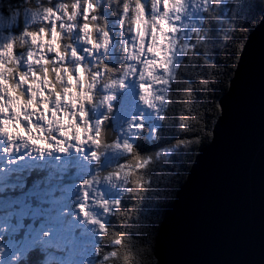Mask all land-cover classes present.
<instances>
[{
	"label": "trees",
	"instance_id": "obj_1",
	"mask_svg": "<svg viewBox=\"0 0 264 264\" xmlns=\"http://www.w3.org/2000/svg\"><path fill=\"white\" fill-rule=\"evenodd\" d=\"M101 1V6L93 1L91 20L86 24L92 28L95 39L100 33L115 36L116 50L105 64V73L113 76L105 81L108 84L116 81L120 71L126 69V52L116 33L119 22L127 12L129 19L135 18L131 14L135 7L147 5L150 11L152 1ZM40 2L42 0H0V12L6 16V23H12L15 59L26 58L31 51L27 39L47 31L41 24L26 28L25 11L37 10ZM67 5L70 9L74 4L68 2ZM43 6L50 7L45 1ZM221 6L208 12L210 18L203 37L193 41L174 82L169 84V102L159 129L152 135H141L127 163H123L130 170L131 191L119 203L107 228L100 252L106 264H158L156 240L165 214L187 181L200 150L212 140L221 114L219 102L229 90L249 35L264 15V0H231ZM67 42L71 47L72 41ZM10 67L13 71L9 84L15 88L22 71L15 64ZM12 75H19L16 81ZM50 82L59 92L63 90L58 82ZM118 149V145H113L103 150L117 152ZM35 259L37 256L31 254L21 264H34Z\"/></svg>",
	"mask_w": 264,
	"mask_h": 264
},
{
	"label": "rangeland",
	"instance_id": "obj_2",
	"mask_svg": "<svg viewBox=\"0 0 264 264\" xmlns=\"http://www.w3.org/2000/svg\"><path fill=\"white\" fill-rule=\"evenodd\" d=\"M44 1L50 7L43 6ZM93 1L98 4L97 6H101V0H89V2L88 0H72L71 2L69 0H42L43 4L40 2L37 10L25 11L26 28L41 24V28L44 29L45 26L47 29L27 39L32 48L26 58L15 59L13 57L14 38L10 29L12 23H6V16L0 12V160H4L6 164L3 173L13 168L14 162H23L20 161L23 154L20 151L28 150L30 137H23V142L17 144L16 126L18 122L28 121L32 123V128L39 127L37 122L40 120L48 124L54 121L59 123L60 113L66 110L64 118L67 125H74L70 118L73 111L66 107L69 99L78 97L80 103L84 105L92 97V90L95 88L101 94L99 86L106 78V60L113 56L116 50V40L114 35L101 33L98 34V39L94 38L92 28L86 24L91 20ZM151 1L150 11L146 9L147 5L135 7L131 13L135 16L133 19H129L130 15L127 12L119 22L116 33L120 45L126 52L125 59L128 64H131L133 56L138 57L146 52L151 33L155 32L149 45V58L160 64L164 62L166 76L171 78L181 58L191 47V37L204 25L203 31L199 33V36L203 37L207 21V16L204 14L206 9L213 6L221 8L222 4L231 0ZM66 2L73 3V7L69 9ZM135 27L137 30H134ZM68 39L72 41L71 47L67 44ZM10 64H15L22 71V77L18 80L19 75H12L15 81L17 80L15 88L9 84L10 73L13 71ZM50 73H53L54 77H51L53 79L49 78ZM50 80L61 84L63 90L59 92L56 87L53 88ZM107 88L108 86H103V91ZM100 103L103 104L104 99L101 98ZM104 110L106 111L105 108ZM75 112L83 114L86 113V109L78 105ZM49 129L48 126L45 131ZM81 140L83 136L78 133L72 141L73 145L68 144L69 148L60 150L72 153L77 142ZM28 152L29 155L25 158L33 156L32 150ZM0 178L6 179L5 176H0ZM26 201L24 198H12V195L1 198L0 220H5L6 212L15 209L17 205L22 206L21 215H26L25 219L30 215V211H32L34 220L47 215L42 212L41 208L32 207V204H27ZM44 202L48 203L46 199ZM45 210L48 211V208ZM74 214L80 217L79 207ZM11 217L12 214L8 218V223L2 225L3 227L10 226ZM77 222V220H72L65 226L62 219L49 214L45 218L42 234L39 235L40 229L33 234L34 238L39 235L37 240L33 239L21 250L12 252L9 248L13 240L7 241L6 244L1 243L3 247L1 252L5 257L16 259L21 253L37 248L38 241L50 239L52 242L48 248L40 250L45 256V259L41 261L42 264H106V259L92 258L93 254L86 255L82 252L75 253V250L72 252L65 250L63 242L77 236L75 231L77 227H80ZM16 230H12L13 234ZM88 233L92 234V230L84 228L81 235Z\"/></svg>",
	"mask_w": 264,
	"mask_h": 264
},
{
	"label": "water",
	"instance_id": "obj_3",
	"mask_svg": "<svg viewBox=\"0 0 264 264\" xmlns=\"http://www.w3.org/2000/svg\"><path fill=\"white\" fill-rule=\"evenodd\" d=\"M211 142L158 233V264H264V15L250 34Z\"/></svg>",
	"mask_w": 264,
	"mask_h": 264
},
{
	"label": "bare ground",
	"instance_id": "obj_4",
	"mask_svg": "<svg viewBox=\"0 0 264 264\" xmlns=\"http://www.w3.org/2000/svg\"><path fill=\"white\" fill-rule=\"evenodd\" d=\"M3 168L2 167H0V171L3 173ZM85 173H83L82 172V174L81 175H79V176H70V177H66L65 179H63L62 181H59L58 183H54V184H61V183H63V182H65L67 179H69V178H80V177H83V176H86V170L84 171ZM4 174V173H3ZM43 181H45V182H47L49 185L50 184H52V183H49L48 181H46L45 179H42ZM14 186H16V188H18V190L24 195L25 194V189H24V186H21V185H19V184H17V183H12ZM40 188L41 187H39V188H36L35 187V190H40ZM89 235V236H88ZM88 235H84V239L85 240H89V241H87V242H90L91 241V239H92V237H91V234L89 233Z\"/></svg>",
	"mask_w": 264,
	"mask_h": 264
},
{
	"label": "flooded vegetation",
	"instance_id": "obj_5",
	"mask_svg": "<svg viewBox=\"0 0 264 264\" xmlns=\"http://www.w3.org/2000/svg\"><path fill=\"white\" fill-rule=\"evenodd\" d=\"M30 216H31V213H30V215L28 217H30ZM24 236H25L24 240L19 242V247L20 248H24L26 246V238L30 239L32 237V234H31V231H30V227H28V228H26L24 230Z\"/></svg>",
	"mask_w": 264,
	"mask_h": 264
},
{
	"label": "clouds",
	"instance_id": "obj_6",
	"mask_svg": "<svg viewBox=\"0 0 264 264\" xmlns=\"http://www.w3.org/2000/svg\"><path fill=\"white\" fill-rule=\"evenodd\" d=\"M262 18H263V17H262ZM261 21H262V19H261ZM261 21H260V22H261ZM258 25H259V24H258ZM249 36H250V35H249ZM248 38H249V37H248ZM247 40H248V39H247ZM246 42H247V41H246ZM245 44H246V43H245ZM244 46H245V45H244ZM243 48H244V47H243Z\"/></svg>",
	"mask_w": 264,
	"mask_h": 264
}]
</instances>
